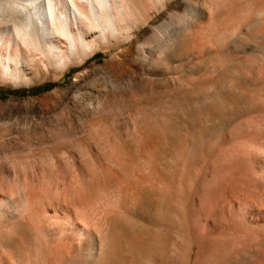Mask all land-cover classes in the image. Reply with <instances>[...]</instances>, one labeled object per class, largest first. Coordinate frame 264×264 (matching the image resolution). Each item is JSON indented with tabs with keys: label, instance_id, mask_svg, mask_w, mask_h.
Here are the masks:
<instances>
[{
	"label": "bare ground",
	"instance_id": "6f19581e",
	"mask_svg": "<svg viewBox=\"0 0 264 264\" xmlns=\"http://www.w3.org/2000/svg\"><path fill=\"white\" fill-rule=\"evenodd\" d=\"M109 63L13 153L0 264H264V0H0V82Z\"/></svg>",
	"mask_w": 264,
	"mask_h": 264
},
{
	"label": "rangeland",
	"instance_id": "374dc122",
	"mask_svg": "<svg viewBox=\"0 0 264 264\" xmlns=\"http://www.w3.org/2000/svg\"><path fill=\"white\" fill-rule=\"evenodd\" d=\"M177 23H174L175 26L173 24L169 27V35L171 37L173 36V40H177L178 37H181L183 35L186 36L188 34L184 26H182L181 23H178L179 25ZM255 33H257V31ZM239 37H241L244 42L246 41L251 43L252 41H254L252 43H263V40L250 36L246 31H242L241 33H239ZM190 48L196 53H199V49H197L196 47L193 46ZM109 57L110 56L108 54L101 51L98 53L97 57H95L89 63V65H93L96 67H100L103 65L105 67L107 59H109ZM215 57L216 59H214L213 61H216L219 66L220 64L222 65V63L224 64L226 62L225 58L221 59L222 55L219 56L217 54ZM132 59H134V55L130 52L125 57V60L130 61ZM222 60H225V62H223ZM229 61L232 65L231 67H233L232 70H242V65L239 63L241 61ZM229 61L227 60V62ZM230 63L229 65H227V63L226 66L229 67ZM202 64H204V61L201 62V65ZM114 66L115 65H110L109 63L107 64V68L100 70H92V67H84L77 70H71L67 72V74H65V76H63L60 80H57V74L55 72H52V74L41 76L35 81L34 84L29 86L19 87L12 84L0 82V205H10L11 201L16 200L18 197V189L15 184V163L12 158L13 153L20 149L24 151L25 144L29 140L42 137L47 133L49 129L56 127L60 123L64 122L67 116V113L65 112L71 111L72 114H75L76 112L81 111L83 105L86 104V102L91 98V96H89V94H91V90L88 86L89 81L94 77H101L103 73L105 75H107V73L113 74L114 76L118 77L120 74L119 71L121 69L118 66ZM85 76L86 80L80 83V77ZM59 88L67 90V93H57V95H55V91H57ZM138 88V85L133 87L131 92L138 90ZM224 88H226V86ZM222 89L223 88L220 85L215 84L210 90L203 92V94H206L208 92L209 95H213L217 92H220ZM77 92H81L86 95L82 99V103L79 104H75L71 101L72 94ZM121 96L122 95L120 94L116 97L115 107L118 106L119 108L124 104V99L120 98ZM193 97L195 99H200L199 95L191 96V98ZM21 177L23 179V174H21ZM129 194L130 195L128 196L127 193V197H129V199L125 198L122 205H139L140 199L138 197V194L133 191H130ZM135 196L138 198H136ZM244 210L245 209H239V212L237 213V215L240 214L239 216H241L239 217V219H241L242 214H244H241L240 212ZM246 210L244 214L245 217L249 218V216H252L251 220H254L253 217L257 216V212L254 211L255 213L252 212L251 215H247L248 210Z\"/></svg>",
	"mask_w": 264,
	"mask_h": 264
}]
</instances>
